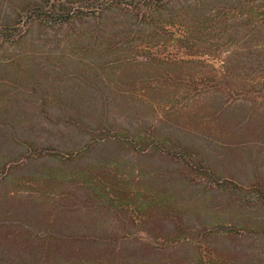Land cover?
Listing matches in <instances>:
<instances>
[{"label": "rangeland", "instance_id": "rangeland-1", "mask_svg": "<svg viewBox=\"0 0 264 264\" xmlns=\"http://www.w3.org/2000/svg\"><path fill=\"white\" fill-rule=\"evenodd\" d=\"M37 1L0 0V264H264V62L158 72Z\"/></svg>", "mask_w": 264, "mask_h": 264}, {"label": "trees", "instance_id": "trees-1", "mask_svg": "<svg viewBox=\"0 0 264 264\" xmlns=\"http://www.w3.org/2000/svg\"><path fill=\"white\" fill-rule=\"evenodd\" d=\"M72 11L86 17L91 15L103 36L107 29L101 28L106 20L104 17L116 12L122 21L112 35L118 37V41L114 44L116 51L110 54L119 52L127 63L137 61L158 72L198 65L204 73L201 78H205L206 74L218 72L213 61H220L219 72L227 75L234 72V62L240 56L251 55L259 65L264 62L260 52L254 55L246 51L252 48L246 46L248 42L263 33L264 0H39L31 5L25 18L39 20L45 25L48 22L60 24L71 19ZM103 45V41H99L96 46L100 47L92 46L93 57L102 58L107 54ZM241 50L244 53L241 54ZM124 67L120 65L121 69ZM110 70L103 69V74L115 73ZM194 74L198 73L190 76ZM117 132L114 136H126V139L120 138V142L126 144L128 139L130 144L139 143L130 140L123 131ZM258 197L263 204L264 191H259ZM200 261L201 264H216L208 256Z\"/></svg>", "mask_w": 264, "mask_h": 264}]
</instances>
